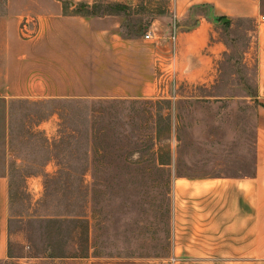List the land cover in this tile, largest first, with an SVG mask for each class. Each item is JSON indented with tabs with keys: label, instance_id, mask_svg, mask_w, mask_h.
<instances>
[{
	"label": "rangeland",
	"instance_id": "374dc122",
	"mask_svg": "<svg viewBox=\"0 0 264 264\" xmlns=\"http://www.w3.org/2000/svg\"><path fill=\"white\" fill-rule=\"evenodd\" d=\"M50 1L0 0V26ZM60 1L117 14L126 34L140 36L164 34L167 23L194 28L209 13L193 8L178 22L174 0ZM257 50L253 22L217 20L203 49L178 53L173 65L165 57L152 98H0V173L9 179L0 264H172L181 254L174 180L255 174Z\"/></svg>",
	"mask_w": 264,
	"mask_h": 264
},
{
	"label": "crops",
	"instance_id": "0c3cea01",
	"mask_svg": "<svg viewBox=\"0 0 264 264\" xmlns=\"http://www.w3.org/2000/svg\"><path fill=\"white\" fill-rule=\"evenodd\" d=\"M263 2L174 0V21H185L193 8L206 7L209 13L197 21V27L175 28L167 23L164 34L151 31L150 39L144 34H126L117 14L77 12L73 10L78 5L75 1L47 2L40 13L2 21L0 98H152L159 95L162 75L158 69L167 55L173 65L178 53L203 49L209 38V25L217 20H250L258 48L256 93L252 97L259 103L255 174L233 179H175L173 241L175 252H181L175 253L181 259L177 264H264ZM68 5L72 11H65ZM205 59L208 56L204 55L201 68L209 63ZM8 180L6 174L0 173V261L8 257Z\"/></svg>",
	"mask_w": 264,
	"mask_h": 264
},
{
	"label": "built area",
	"instance_id": "2783aa9c",
	"mask_svg": "<svg viewBox=\"0 0 264 264\" xmlns=\"http://www.w3.org/2000/svg\"><path fill=\"white\" fill-rule=\"evenodd\" d=\"M144 37L146 39H150L152 37V33L151 32H148L144 35ZM172 38L174 39L175 38V28H173V34H172ZM179 262V257L177 256H173L172 257V264H177Z\"/></svg>",
	"mask_w": 264,
	"mask_h": 264
},
{
	"label": "water",
	"instance_id": "95a60500",
	"mask_svg": "<svg viewBox=\"0 0 264 264\" xmlns=\"http://www.w3.org/2000/svg\"><path fill=\"white\" fill-rule=\"evenodd\" d=\"M226 21H227V19H223V20H222V22H226Z\"/></svg>",
	"mask_w": 264,
	"mask_h": 264
}]
</instances>
